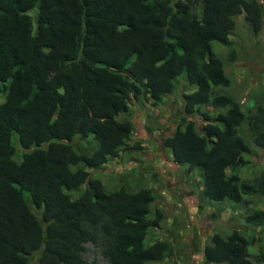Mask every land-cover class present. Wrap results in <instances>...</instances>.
<instances>
[{"label":"trees","instance_id":"16d2710c","mask_svg":"<svg viewBox=\"0 0 264 264\" xmlns=\"http://www.w3.org/2000/svg\"><path fill=\"white\" fill-rule=\"evenodd\" d=\"M262 1L0 0V264H101L92 252L106 264H156L174 254L168 239L147 244L166 218L153 187L95 174L143 149L125 116L135 101L158 106L181 92L184 114L163 144L199 174L202 202L234 209L264 195V174L240 172L252 143L264 148V105L251 113L226 92L237 17L259 33ZM250 208L246 221L263 225L264 208ZM204 256L264 264V242L216 231Z\"/></svg>","mask_w":264,"mask_h":264},{"label":"rangeland","instance_id":"374dc122","mask_svg":"<svg viewBox=\"0 0 264 264\" xmlns=\"http://www.w3.org/2000/svg\"><path fill=\"white\" fill-rule=\"evenodd\" d=\"M237 20L232 37L237 42L239 56L235 62L226 65V71L233 80L226 92L235 95L245 109L255 114L258 113V106L264 105V28L254 33L243 17L239 16ZM213 50L220 57L228 53L227 46L218 41L213 42ZM180 80L186 81V76L181 75ZM180 93L178 91L167 96L158 106L135 101L130 113L125 116L135 122L133 138L142 140L143 149L123 152L121 157L112 160L105 168L95 170L100 175L95 174L108 186L117 185L123 178L130 184L140 183L153 187L158 195L154 206L163 208L166 218L161 227L150 230L147 244L164 238L170 240L175 249L171 257L156 264H213L204 256V245L209 235L216 231L225 234L238 228L246 233L259 234L264 242V224L254 226L245 219L246 214L251 212L250 207L264 208V195L255 197L251 206L234 209L226 204L219 210L220 204L201 201L199 174L188 176L187 166L177 164L172 157V150L163 144L165 137L173 132L184 114V100ZM194 118L201 127L203 117L198 115ZM240 131L248 140H252L247 121ZM248 155L251 161L240 171L245 180L264 174V148L252 143V153ZM85 187L86 184L82 189ZM72 193L77 194L78 191ZM214 212L217 216H213ZM93 246L89 245L90 248ZM258 248V245H254L251 250L258 252ZM92 257L106 264L100 253L92 252Z\"/></svg>","mask_w":264,"mask_h":264}]
</instances>
